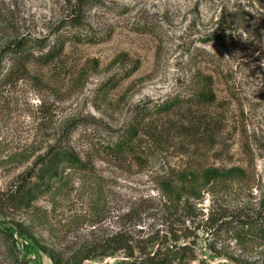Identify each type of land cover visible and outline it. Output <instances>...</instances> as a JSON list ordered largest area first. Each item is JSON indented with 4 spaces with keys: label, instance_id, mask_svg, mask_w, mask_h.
Returning <instances> with one entry per match:
<instances>
[{
    "label": "rangeland",
    "instance_id": "obj_1",
    "mask_svg": "<svg viewBox=\"0 0 264 264\" xmlns=\"http://www.w3.org/2000/svg\"><path fill=\"white\" fill-rule=\"evenodd\" d=\"M73 18L105 39H71ZM24 35L42 39L26 64L5 49ZM202 73L212 75L213 104L152 113L134 152L115 151L142 105L199 87ZM54 145L88 169L67 168L69 189L36 210L0 214L32 264H53L33 238L66 260L126 221L133 242L176 234L195 247L193 264H264V237L232 228L264 221V0H0V193ZM209 166L244 174L183 199L186 216H176L160 182ZM4 252L0 244V264Z\"/></svg>",
    "mask_w": 264,
    "mask_h": 264
},
{
    "label": "trees",
    "instance_id": "obj_2",
    "mask_svg": "<svg viewBox=\"0 0 264 264\" xmlns=\"http://www.w3.org/2000/svg\"><path fill=\"white\" fill-rule=\"evenodd\" d=\"M223 23L226 26L227 20L220 21L221 25ZM70 25L77 29L69 36L71 39L95 42L105 39L96 37L87 30H80L81 22L76 18L72 19ZM41 42L42 39L24 35L12 40L5 49L16 60L26 64L30 59L31 49L40 46ZM64 44L65 42H61L57 52L53 53L50 58L47 57V61L59 56L62 53ZM199 78L200 86L190 89L185 94L169 97L152 107L142 105L139 108V119L114 143L115 151L118 154L134 152V141L140 134L145 118L152 113L171 112L175 108H180L185 101L213 104L217 100V92L214 89L212 75L202 73ZM67 168L78 171L88 169L75 152L61 145H54L45 154L41 155L31 167L19 174L7 191L0 193V214L8 215L16 211H34L36 210L35 202L39 198L45 195L54 197L64 194L72 182L71 177L65 172ZM243 174V169L236 166L230 168L209 166L200 171L179 170L171 177L162 180L160 188L175 209V215L183 219L186 216L184 210L180 212L183 199L187 197L198 199L208 187L223 185L228 181L240 178ZM133 218L137 219L134 220L133 224L140 221L139 214ZM245 224H248L249 229H245ZM15 225L20 231L31 237L33 236L31 231L24 230L22 223L16 222ZM232 228L241 238L253 241L264 237V221L255 223L238 220L236 224L232 225ZM129 229L131 230L128 227V221H126L123 228L106 238L104 237L100 242L81 244L75 254L66 260L63 259L60 253L49 250L35 238L33 239L45 253L49 254L53 264H85L86 260H94L91 264H193L195 260H198L195 247H192L189 243L180 244L176 234L169 235L166 232L162 236L140 240L141 242H133L134 238H132ZM0 244L5 247L4 255L7 264H32L22 255L13 233L8 232L7 229L1 226ZM114 256L122 257L115 262L105 261L106 257Z\"/></svg>",
    "mask_w": 264,
    "mask_h": 264
},
{
    "label": "water",
    "instance_id": "obj_3",
    "mask_svg": "<svg viewBox=\"0 0 264 264\" xmlns=\"http://www.w3.org/2000/svg\"><path fill=\"white\" fill-rule=\"evenodd\" d=\"M105 261H109V259H106Z\"/></svg>",
    "mask_w": 264,
    "mask_h": 264
}]
</instances>
